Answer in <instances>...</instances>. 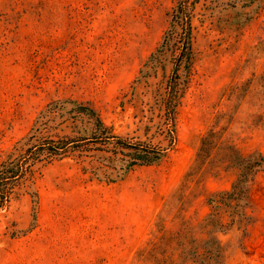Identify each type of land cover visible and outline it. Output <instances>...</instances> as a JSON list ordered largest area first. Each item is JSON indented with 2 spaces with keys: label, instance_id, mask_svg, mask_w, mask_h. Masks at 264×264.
I'll return each mask as SVG.
<instances>
[{
  "label": "rangeland",
  "instance_id": "1",
  "mask_svg": "<svg viewBox=\"0 0 264 264\" xmlns=\"http://www.w3.org/2000/svg\"><path fill=\"white\" fill-rule=\"evenodd\" d=\"M174 4L0 0V161L17 152L49 102L66 98L94 106L130 142L165 150L114 181L98 167L104 152L37 165L0 208V264H194L177 232L208 216V198L237 177L220 153L198 168L203 136L215 128L244 153L264 152V0L196 4L169 145L164 98L176 52L151 55ZM247 212L246 227L218 234L230 244L225 264H264V171Z\"/></svg>",
  "mask_w": 264,
  "mask_h": 264
},
{
  "label": "trees",
  "instance_id": "2",
  "mask_svg": "<svg viewBox=\"0 0 264 264\" xmlns=\"http://www.w3.org/2000/svg\"><path fill=\"white\" fill-rule=\"evenodd\" d=\"M201 0H175L170 11V23L152 59H158L169 47L176 52L175 66L168 82L164 104L168 126L169 145L173 143L175 118L180 97L184 90L179 82L181 68L189 69L193 58L192 16ZM228 6H249L258 0H212ZM60 126L70 129L68 134L53 138L46 134ZM43 134V135H42ZM224 132L212 128L203 136L197 153L198 168H203L220 153L223 164L234 167L237 177L230 190L218 191L208 198L212 211L195 227L185 225L179 238L184 251L194 264H225L230 244L218 236L233 227L241 229L250 222L247 209L251 206V190L257 175L264 171V152H242L235 144L226 142ZM17 152L0 161V208L6 206L15 189L40 163L52 162L69 154L104 152L99 168L108 181H114L136 165H151L165 155V150L146 142H130L113 132L98 110L89 103L66 98L49 102L37 115L26 139L17 145ZM115 175V176H113ZM222 212L227 214L223 219ZM195 233L199 235L195 236ZM242 245V241L240 242Z\"/></svg>",
  "mask_w": 264,
  "mask_h": 264
}]
</instances>
